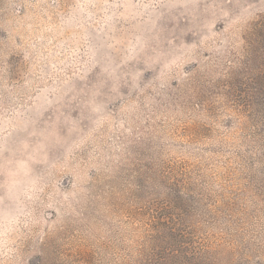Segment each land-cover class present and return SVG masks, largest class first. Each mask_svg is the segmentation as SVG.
I'll return each mask as SVG.
<instances>
[{
    "label": "rangeland",
    "instance_id": "obj_1",
    "mask_svg": "<svg viewBox=\"0 0 264 264\" xmlns=\"http://www.w3.org/2000/svg\"><path fill=\"white\" fill-rule=\"evenodd\" d=\"M0 264H264V0H0Z\"/></svg>",
    "mask_w": 264,
    "mask_h": 264
}]
</instances>
